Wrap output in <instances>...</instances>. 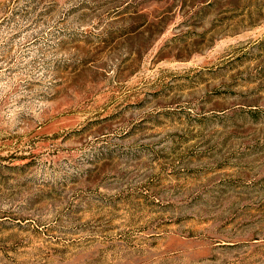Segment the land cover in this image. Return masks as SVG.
Returning a JSON list of instances; mask_svg holds the SVG:
<instances>
[{
  "label": "rangeland",
  "instance_id": "374dc122",
  "mask_svg": "<svg viewBox=\"0 0 264 264\" xmlns=\"http://www.w3.org/2000/svg\"><path fill=\"white\" fill-rule=\"evenodd\" d=\"M0 264H264V0H0Z\"/></svg>",
  "mask_w": 264,
  "mask_h": 264
}]
</instances>
